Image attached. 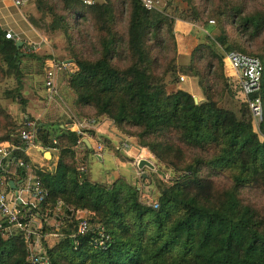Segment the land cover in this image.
<instances>
[{"label": "trees", "instance_id": "16d2710c", "mask_svg": "<svg viewBox=\"0 0 264 264\" xmlns=\"http://www.w3.org/2000/svg\"><path fill=\"white\" fill-rule=\"evenodd\" d=\"M35 1L50 17L47 31L63 33L71 49L76 70L67 87L74 117L107 118L174 174L169 187L157 185L153 209L123 178L110 185L90 181L77 163L81 137L62 127L65 122H38L35 144L58 151L52 172H36L47 198L29 213L42 221L38 254L46 264H264V0H180L194 23L213 20L216 28L180 67L174 20L146 10L141 0L92 6L80 0ZM4 35L0 27V76H12L15 87L3 94L25 106L19 64L42 58L16 50L17 41ZM230 52L261 62L256 96L262 118L256 126L239 82L226 75ZM179 74L197 79L204 101L195 104L184 90L167 92L166 78L176 84ZM224 98L233 107L222 105ZM21 127L0 106V144L8 143L14 157L29 163L20 150ZM99 141L109 147L106 139ZM81 146L85 162L91 150ZM77 212L110 236L107 251L95 249L90 235L75 246ZM56 213L58 226L51 229L44 219ZM46 233L57 234L56 243L48 245ZM0 264H32L22 232L4 222Z\"/></svg>", "mask_w": 264, "mask_h": 264}, {"label": "rangeland", "instance_id": "374dc122", "mask_svg": "<svg viewBox=\"0 0 264 264\" xmlns=\"http://www.w3.org/2000/svg\"><path fill=\"white\" fill-rule=\"evenodd\" d=\"M154 1L157 2V11L164 12L175 22L173 34L176 49L178 51L175 64L178 67L186 66L192 50L200 44V42H207L206 37H214L216 33L215 22L209 20L214 22L213 25H210L209 21L202 25L194 23L189 7L180 0ZM3 2L5 9L3 12H8L19 21L15 31L3 28L4 32L11 31L25 43H39L35 44L36 50L31 54H34L38 58H42V60L24 59L21 64H19L23 74L21 95L25 100V106L14 102L3 94L6 91L14 89V78L12 76L6 78L0 76V106L3 107L18 124L22 123L21 120L24 117H28L36 124L38 122H48L49 124L67 121L78 122L79 119L74 117L75 112L72 107L73 96L67 87L68 77L76 70V67L71 58V49L63 33L60 31L54 33L47 31L50 17L42 14V11L37 8L38 5L35 0H31L27 4L30 9L25 6L27 10H18L9 0H4ZM97 2L101 3L102 0H97ZM24 11L28 13L25 17L22 15ZM33 21H38V24L36 26L33 25ZM29 24L35 28L37 33L32 30ZM51 61L58 64L60 67L55 79L56 92L53 97L48 98L45 87V74L48 69V64ZM229 72L230 71L227 69V77L236 80V77H231L232 74H229ZM181 77H183V81L180 80ZM170 81L169 78H166L168 93L175 92L176 90H188L190 92L192 88L195 89V92L198 91L197 79L188 78L183 74H179L176 84H169ZM195 92L193 97L197 98L198 103L204 101L202 93L199 91L195 94ZM222 105L233 107L228 98H224ZM24 110L25 113L22 112ZM86 119H94L95 126L102 124L103 127H105V131L111 133L109 125H112V123L107 118L101 121L95 117H88ZM103 121H107L108 124H110L106 126ZM116 136V140L112 139V148L104 147L105 145L101 142V145L104 147L101 153V161L91 154L85 157V162L82 161L86 153L84 148L80 146L81 149L77 151L78 166H82L89 180L95 183L110 185L117 178H123L128 184L137 188L142 203L154 205L159 196L157 185L163 184L169 187L172 184L171 182L174 178V174L161 166L147 150L140 149L137 145V141L133 137L119 131H117ZM124 144L129 146L128 149H124ZM135 158L147 161L153 165V168L150 169L144 166L142 169H138ZM44 159L48 160L47 158ZM56 214L50 218L46 217V221L44 222L46 224L49 223L48 225L51 229H55ZM31 226H33L34 228H32L36 231H40L41 229L39 222H33ZM55 239L57 240V238L53 237L52 241L48 242V245H53ZM30 247L34 253L42 249L40 245L36 246L33 242H31Z\"/></svg>", "mask_w": 264, "mask_h": 264}, {"label": "built area", "instance_id": "2783aa9c", "mask_svg": "<svg viewBox=\"0 0 264 264\" xmlns=\"http://www.w3.org/2000/svg\"><path fill=\"white\" fill-rule=\"evenodd\" d=\"M11 4L21 9L25 7L30 0H9ZM86 6L94 5L97 0H80ZM142 5L148 11H157V2L154 0H141ZM210 25H213V21H209ZM4 37L15 41H21L11 31H5ZM23 53H34L36 50L35 44H25L21 47ZM225 63L232 73V76L236 77L239 82L244 97L247 101L248 109L252 115L254 125H258L262 118V107L259 98L256 94L259 93L262 84V65L259 59L251 56L244 55L239 52H230L225 55ZM59 65L50 62L45 74V87L48 94V98H51L55 94V79ZM183 81V77L180 78ZM20 138L22 146L20 150L25 154L28 149L36 148L35 144L37 136V124L30 120L28 117L23 118L21 123ZM95 127L94 119H82L78 122L67 123L65 128L79 135L81 138L77 142L78 146L84 144L85 140L94 141L93 156L96 158L101 157L102 145L96 140V136L91 134V130ZM91 131V132H90ZM94 136V137H93ZM52 143L55 145L56 141ZM124 149H128V145H123ZM48 151L47 149H42ZM14 148L8 143L0 144V229L2 223H7L10 227L15 228L22 232L23 238L28 245V258L32 264H46L47 259L44 256L34 253L31 250L30 244L32 237L36 236L35 230L32 228V219H35L37 215L31 213L33 210L42 204L47 198V191L42 186L40 180L37 177L27 176L22 188L18 189L15 194H11L12 191L8 189L9 180L7 178L9 167L15 166L23 171H32L33 167L31 163H27L24 160L14 157ZM136 162V166H138ZM83 169H81L82 171ZM14 183V182H13ZM18 186H16V189ZM27 194L32 198V202L29 203L24 200L23 196ZM60 204V203H59ZM153 209L157 208V204L152 205ZM77 221L75 232L71 235L75 246L78 245V239L87 235H90V243L92 246L105 252L109 249L111 244L110 236L105 232L103 227L92 225L89 220L85 218H76ZM41 225V222H39Z\"/></svg>", "mask_w": 264, "mask_h": 264}, {"label": "crops", "instance_id": "0c3cea01", "mask_svg": "<svg viewBox=\"0 0 264 264\" xmlns=\"http://www.w3.org/2000/svg\"><path fill=\"white\" fill-rule=\"evenodd\" d=\"M4 1V0H3ZM3 1H0V27L3 29V28H7L8 30H12V31H15L16 29V27H17V25H18V23H19V21L14 17V16H12V15H10L8 12H3V10H5L4 9V2ZM26 7H28L29 8V6H27L26 5ZM26 7H23V8H21L22 10L23 9H26ZM30 9V8H29ZM18 10H20V9H18ZM27 10V9H26ZM39 12V11H38ZM31 13H32V10H31ZM30 13V14H31ZM28 13L26 12V11H24V12H22V15L25 17V15H27ZM26 20V19H25ZM26 22H27V20H26ZM30 25V24H29ZM31 26V25H30ZM32 27V26H31ZM32 30L34 31V32H36L37 33V31L35 30V28H33L32 27ZM16 34V33H15ZM19 38V37H18ZM44 40V39H43ZM25 43V42H24ZM25 44H29V43H25ZM30 44H39V43H35V42H31ZM229 74H232V73H230L229 72ZM198 89V88H197ZM185 91H187L188 93H190L192 96H194V92H195V89L194 88H192V90L189 92L188 90H185ZM196 92H199V89H198V91H196ZM196 92H195V94H196ZM25 116V115H24ZM25 118V117H24ZM98 120H105V118H100V119H98ZM23 121V118H22V120H21V122ZM104 122V124H106V126H107V124H108V122L106 121H103ZM67 123H72V121H70V122H65L63 125H62V127H64L65 128V125L67 124ZM110 124V123H109ZM108 124V125H109ZM109 128H110V130H111V133L109 132V133H107L106 131H105V127H103V125L102 124H98V126H95L93 129H92V134H94L97 138H96V140H98L99 141V139L101 138V139H106L108 142H109V147L108 148H112V141L113 140H116L117 139V136H116V134H117V130L112 126V125H109ZM94 132H96V133H94ZM94 137V136H93ZM99 138V139H98ZM113 139V140H112ZM94 141H95V139L94 140H92V141H87V140H85V142H84V144L86 145V147H87V149H89V150H91V155L93 156L94 154H93V148H94ZM100 142V141H99ZM101 143V142H100ZM41 149H43V148H41V147H39V146H37L36 148H31V149H28L27 150V152L25 153V155H26V157L29 159V163H31L32 165V167H33V169H32V171H29V172H27V171H23V170H21V169H18V168H16L15 166H11V167H9V170H8V175H7V178L10 180V182H14V183H16V185H15V187L16 186H18V188L17 189H15V190H12V193L11 194H15V192L18 190V189H20V188H22L23 187V185H24V181H25V179H26V177L27 176H29V177H36V172L37 171H40V172H42V173H46V172H52L53 171V169L55 168V166H56V164H57V161H58V151L56 150V149H50V150H48V152L50 153V159H48V160H45L44 159V156H43V154L41 153ZM79 149H81L80 147H78L77 148V150H79ZM104 149V147L102 146V150ZM102 153V152H101ZM101 158H102V156L98 159V160H100L101 161ZM141 158V157H140ZM140 158H135V161L136 162H138V161H141L140 160ZM11 180H13V181H11ZM23 198H24V200L25 201H27V202H29V203H31L32 202V198L30 197V196H28L27 194H24V196H23ZM58 207H60V204L58 203ZM47 213H48V211H46V215H47ZM56 216H57V214H56ZM75 217L76 218H85V217H87V214L85 213V212H77L76 214H75ZM46 221V218L44 219V222ZM33 222H41V225H40V223H39V226L40 227H42V221L36 216L35 217V219H32V223ZM55 225H54V228L56 229V227L58 226V224H57V221H55ZM49 224V223H48ZM47 224V226H49ZM51 226V225H50ZM33 227V226H32ZM39 227V228H40ZM34 228V227H33ZM41 230V229H40ZM35 233H36V236H37V238H35L32 242L36 245V246H38V245H40V242H39V239L41 238V237H39V235H40V231L38 230V231H36L35 230ZM43 237H44V240H46L47 241V243L49 242V241H52V238L54 237V238H57L58 236H57V234H51V233H49V234H45V235H43ZM56 239H55V243H56ZM40 252V250L38 251V252H36V253H39Z\"/></svg>", "mask_w": 264, "mask_h": 264}, {"label": "water", "instance_id": "95a60500", "mask_svg": "<svg viewBox=\"0 0 264 264\" xmlns=\"http://www.w3.org/2000/svg\"><path fill=\"white\" fill-rule=\"evenodd\" d=\"M22 46H23V42L22 41H17L16 42V50H19ZM193 100H194L195 104L198 103L197 98L194 97ZM40 151L43 154L44 158L50 159V153L48 151H44L42 149ZM144 166H147L150 169L153 168V165L148 163L147 161H145V160L139 161L138 166H137L138 169H142ZM9 186L11 187L12 190L16 189V187H15L13 182H9Z\"/></svg>", "mask_w": 264, "mask_h": 264}]
</instances>
